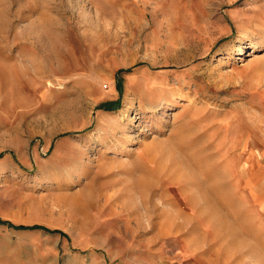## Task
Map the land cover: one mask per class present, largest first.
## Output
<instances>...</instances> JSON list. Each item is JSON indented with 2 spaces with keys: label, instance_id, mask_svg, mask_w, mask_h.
<instances>
[{
  "label": "rangeland",
  "instance_id": "obj_1",
  "mask_svg": "<svg viewBox=\"0 0 264 264\" xmlns=\"http://www.w3.org/2000/svg\"><path fill=\"white\" fill-rule=\"evenodd\" d=\"M0 264H264V0H0Z\"/></svg>",
  "mask_w": 264,
  "mask_h": 264
}]
</instances>
